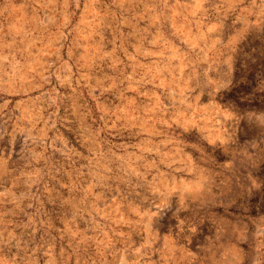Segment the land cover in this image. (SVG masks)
I'll use <instances>...</instances> for the list:
<instances>
[{
    "label": "rangeland",
    "instance_id": "1",
    "mask_svg": "<svg viewBox=\"0 0 264 264\" xmlns=\"http://www.w3.org/2000/svg\"><path fill=\"white\" fill-rule=\"evenodd\" d=\"M0 264H264V0H0Z\"/></svg>",
    "mask_w": 264,
    "mask_h": 264
}]
</instances>
